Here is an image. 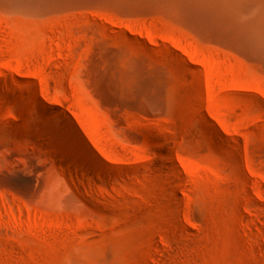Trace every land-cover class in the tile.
Returning <instances> with one entry per match:
<instances>
[{"label": "rangeland", "instance_id": "rangeland-1", "mask_svg": "<svg viewBox=\"0 0 264 264\" xmlns=\"http://www.w3.org/2000/svg\"><path fill=\"white\" fill-rule=\"evenodd\" d=\"M166 12H0V264H264V62Z\"/></svg>", "mask_w": 264, "mask_h": 264}, {"label": "bare ground", "instance_id": "bare-ground-1", "mask_svg": "<svg viewBox=\"0 0 264 264\" xmlns=\"http://www.w3.org/2000/svg\"><path fill=\"white\" fill-rule=\"evenodd\" d=\"M81 7L161 8L192 22L199 30L225 36L264 62V0H0V12L33 17ZM28 101L37 104L33 97ZM57 119L62 118L57 114ZM83 153L93 157L85 148ZM61 168L66 170L62 163Z\"/></svg>", "mask_w": 264, "mask_h": 264}]
</instances>
